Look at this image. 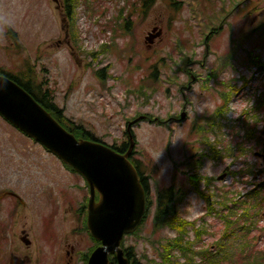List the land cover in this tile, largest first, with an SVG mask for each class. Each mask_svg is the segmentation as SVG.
Instances as JSON below:
<instances>
[{"label": "rangeland", "instance_id": "374dc122", "mask_svg": "<svg viewBox=\"0 0 264 264\" xmlns=\"http://www.w3.org/2000/svg\"><path fill=\"white\" fill-rule=\"evenodd\" d=\"M59 1L63 10L54 0H0V14L13 22L0 29V66L31 68L69 119L110 146L129 141V124L145 117L131 126L133 157L151 175L152 197L158 188L180 189V219L194 224L186 237L192 253L173 256L178 264H210L213 254L221 261L217 243L226 224L218 202L224 192L243 199L264 183V122L257 127L261 146L243 130L244 112L264 97V68L254 61L264 63V0H156L149 8L143 0H76L79 44L67 0ZM154 28L161 35L149 47ZM230 88L228 112L215 115ZM241 143L255 153L242 156ZM226 147L232 156L222 158ZM247 164L255 174L241 173ZM197 177L206 181L198 190ZM5 190L25 207L9 198L0 203V264L12 256L25 264L88 263L97 245L77 212L89 197L84 178L0 116V196ZM154 213L124 239L143 264H161V243L180 236L171 226L155 227ZM245 241L246 251L264 256V216Z\"/></svg>", "mask_w": 264, "mask_h": 264}, {"label": "water", "instance_id": "95a60500", "mask_svg": "<svg viewBox=\"0 0 264 264\" xmlns=\"http://www.w3.org/2000/svg\"><path fill=\"white\" fill-rule=\"evenodd\" d=\"M58 3V0H54ZM154 28L145 38L151 47L161 31ZM0 116L18 131L41 144L63 163L79 173L90 189L87 206V227L101 246L89 257L87 264H130L122 242L134 234L146 213V194L141 178L130 161L135 149L131 126H128L129 148L120 153L111 146L94 141L78 140L64 129L31 94L11 78L0 75ZM184 119V114L182 115ZM99 201L96 202V195ZM26 246L31 241L22 238ZM13 264L25 261L12 256Z\"/></svg>", "mask_w": 264, "mask_h": 264}, {"label": "trees", "instance_id": "16d2710c", "mask_svg": "<svg viewBox=\"0 0 264 264\" xmlns=\"http://www.w3.org/2000/svg\"><path fill=\"white\" fill-rule=\"evenodd\" d=\"M155 1L156 0H143V4L145 5V8H149ZM75 5L76 0H67L66 11L69 15V19L72 22L70 26V35L72 41L75 44H79V35L76 31V24H74V15L76 9ZM125 29L129 30L128 26H126ZM9 32H11V34H13V36L15 37V34L11 29H9ZM107 47L108 45L104 46V48ZM186 59H188V57ZM254 61L259 65L260 68H264V63L260 61V57H256ZM103 72L104 70H101L96 74L100 78H104V75H102ZM0 75H5L11 78L24 90L31 94L33 98L39 104H41L64 129L73 134L78 140H94L102 142L91 131L87 130L84 125L76 124L65 115L64 110H60L57 108L58 106L54 104V99L52 98L51 91L45 87L43 81H39L36 78V75L31 71V68L16 73H11L5 70L4 67L0 66ZM232 88H230V90L228 91L222 92V99L224 101V104L216 110L215 115L221 112L226 115V113L228 112L230 99L233 92L236 91ZM263 105L264 97L258 101L255 107L244 112V115L247 117V121L244 122L243 127V130L246 132V139L257 140L256 144L259 146H261V142L259 141L260 137L258 136L257 127L259 124L264 122V114L261 113V108ZM250 118H252L255 122V127L249 126L248 121ZM218 125L219 127H221L222 122H218ZM125 135L127 134L125 133ZM88 136L91 137V139H88ZM208 144L212 145L211 141L208 142ZM129 145V141H125L121 144L112 145V148L120 153H125L128 150ZM238 150L241 151L242 156L255 153L256 151L255 147L248 148L245 143L239 144ZM263 150L264 149H262V151ZM135 153L136 151H134L133 155H135ZM213 154H217V152H213ZM231 156V148H224L222 158ZM131 160L140 175L141 183L146 194V213L142 224L133 235H136L140 232L139 230L141 229V227L149 219L151 210L155 208V227L166 228L171 226L172 228L178 230L180 234V236L174 241L166 240L161 243V246L164 250V252L160 254L162 258L161 264H178V259L176 258V256H173L174 251H180L181 254L185 257H189V254L193 251L192 244L186 241V237L189 232V227H193L194 224L180 219L178 212V205L182 203L184 195L182 196L180 189H176L174 186H171L166 189L158 188L155 197H152L150 187L151 175L149 173H145V170H142L140 161L135 160L133 156ZM66 166L73 172H75V170H73L70 166ZM247 166L248 168L241 173H247L250 175L255 174V167L251 166L250 164H247ZM262 173H264V170ZM202 182H206L204 181V178L197 177L196 181H194V188L198 190ZM254 187L255 188L243 199V196L239 193H237L235 196L228 197V192H224L222 201L218 202V205H220L222 208L219 212V215L222 216V218L225 220L226 229L222 239L217 243L219 248L217 253L219 256H221V261H218L217 255L213 254L210 257H207L210 264H264V256L262 255V252H259L255 255V253L253 252L246 251L247 247L250 246V243L249 241H245V239L249 235L251 228L257 227L260 219L264 216V183L255 184ZM201 235L202 234L198 233L199 238ZM94 242L97 246L100 244V242L96 241L95 239ZM122 247L125 249L126 256L129 259L130 264H143L139 259H137V255L133 248H126L124 246V240L122 242ZM235 247H241V252L234 251ZM237 253L242 254L241 259H237ZM200 254L204 253L200 252ZM208 254H211L210 249L208 251ZM88 260L89 257L85 261ZM111 261L112 264H116L115 258L113 256L111 257Z\"/></svg>", "mask_w": 264, "mask_h": 264}, {"label": "flooded vegetation", "instance_id": "af4514ba", "mask_svg": "<svg viewBox=\"0 0 264 264\" xmlns=\"http://www.w3.org/2000/svg\"><path fill=\"white\" fill-rule=\"evenodd\" d=\"M58 8L59 9H61V10H63L64 9V3H62V2H60L59 0H58ZM54 104H55V102H54ZM56 106V105H55ZM58 109H60L59 107H57ZM61 110V109H60ZM63 110V109H62ZM126 133H127V131H126ZM131 162H132V160H131ZM80 175V174H79ZM86 182V181H85ZM86 185H88L87 183H86ZM88 188H89V186H88ZM7 198H9V199H14V200H16L19 204H21L23 207H25V202L22 200V197H20L16 192H13V191H9V190H5L4 192H3V196H0V203L1 202H4ZM99 194H97L96 195V202H98L99 201ZM89 199H90V189H89V197H88V199H87V204L86 205H82L81 207H80V210H77V212L79 213V215H86V218H88V209H87V206H88V203H89ZM15 205V204H14ZM23 233H25L26 234V236L28 237V234L26 233V232H23ZM99 246H101V243L96 247V248H98ZM68 255H69V252L67 253ZM9 264H13L12 263V261L10 260L9 261Z\"/></svg>", "mask_w": 264, "mask_h": 264}, {"label": "clouds", "instance_id": "9594fccd", "mask_svg": "<svg viewBox=\"0 0 264 264\" xmlns=\"http://www.w3.org/2000/svg\"><path fill=\"white\" fill-rule=\"evenodd\" d=\"M13 26L10 16L0 14V29L9 28Z\"/></svg>", "mask_w": 264, "mask_h": 264}]
</instances>
